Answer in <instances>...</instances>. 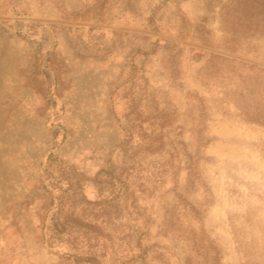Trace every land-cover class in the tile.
Returning a JSON list of instances; mask_svg holds the SVG:
<instances>
[{
  "label": "rangeland",
  "instance_id": "rangeland-1",
  "mask_svg": "<svg viewBox=\"0 0 264 264\" xmlns=\"http://www.w3.org/2000/svg\"><path fill=\"white\" fill-rule=\"evenodd\" d=\"M0 264H264V0H0Z\"/></svg>",
  "mask_w": 264,
  "mask_h": 264
}]
</instances>
